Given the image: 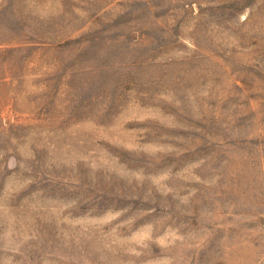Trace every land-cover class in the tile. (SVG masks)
<instances>
[{"label":"rangeland","instance_id":"obj_1","mask_svg":"<svg viewBox=\"0 0 264 264\" xmlns=\"http://www.w3.org/2000/svg\"><path fill=\"white\" fill-rule=\"evenodd\" d=\"M0 264H264V0H0Z\"/></svg>","mask_w":264,"mask_h":264}]
</instances>
